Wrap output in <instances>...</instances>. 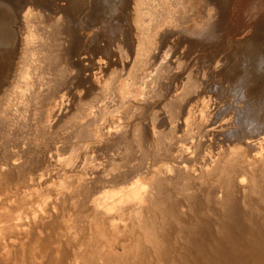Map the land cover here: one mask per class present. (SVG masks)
<instances>
[{"label": "bare ground", "instance_id": "6f19581e", "mask_svg": "<svg viewBox=\"0 0 264 264\" xmlns=\"http://www.w3.org/2000/svg\"><path fill=\"white\" fill-rule=\"evenodd\" d=\"M32 1L36 5L43 4L42 0ZM86 1L77 0L78 3ZM179 1L174 10L172 0H129L122 19H101L100 25L92 30L76 25L77 20L66 2L48 19L46 27L50 28V34L39 35L36 45H33L35 32L28 25L30 9L23 7L25 11L20 15L23 31L19 36L15 35L12 12L0 9V47L12 43L13 37L17 36L20 52L19 68L13 79L0 86V122L15 118L11 112L15 102L21 103L24 110L30 104L42 101V62L51 64L56 59L62 64L49 80V91L58 82L75 86L87 83L84 95L77 93L71 101L65 102L67 96L63 99L61 94L47 103L49 109L43 112L45 119L35 114L33 133L27 142L31 149L19 146L11 152L10 145L1 147L5 152L0 171H6V174L0 178V183L4 180L6 185L7 175L13 172L33 174L38 166L51 167L52 157L58 159V155L51 152L45 142L54 143L64 131L65 139L76 137L83 142L85 153L106 152L113 147L121 160L114 171L109 168L113 172L100 168L83 170L82 167L78 171L64 170V173H52L48 169L50 174H44L46 179L42 178L44 175L27 176L31 189L39 185L52 188L50 186L56 182L61 187L51 203H41L43 206L36 208L37 211L34 207L33 211L30 209V224L20 223L21 212L14 216L10 214V207L2 209L0 234L19 233L23 237L17 244L1 241L0 264H144L142 256L150 252L157 256L154 264H175L164 257L169 251L165 247L164 234L176 239L181 235L184 237L187 224L194 218L195 224L201 215L219 219L216 217L219 211L228 218L236 203L242 205L245 212L250 211L248 227L239 229L247 253L239 256L236 244L229 242V246H224L217 240L212 248L219 251L222 245L231 252L227 257L219 255L210 261L214 264H264V225L262 230H256L254 224H250L264 211V75L249 72L232 78L226 74V66L216 62L213 68L203 71L201 62L183 77L186 66L184 68L183 64L173 60L169 46L164 48L172 36H182L201 48L225 36L227 27L240 31L237 38L236 31L232 35L237 40L250 36L253 25L264 30V16L258 14L264 7V0H258L253 7L248 0H234L231 10L226 12L220 0H210L204 15L192 16L190 25L183 27L177 26L181 18L175 12L178 13L185 3L192 4V0ZM51 40L61 41L51 44L48 42ZM79 40H84L89 50L88 56L84 54L86 58L75 57V45ZM53 47L57 48L55 53H52ZM251 47L260 52L264 50L256 43ZM43 49L45 52L38 56ZM248 49V46L244 48V54ZM2 55L6 57L8 53L0 48V72L6 66ZM83 61H87L86 64ZM171 64L180 65L174 75V84L168 78L159 81L160 74L157 73L169 71ZM86 70L88 74H84ZM31 72L33 81L29 79ZM198 88L214 93V107L209 109L207 102H202L199 113L193 114L188 105ZM114 93L118 101L115 98L113 102L117 101L126 110L127 117L126 114L119 115L124 116L121 118L124 124L128 119L130 127L123 125L125 130L124 127L120 130L121 123L114 125L111 116L112 119H108L112 121L108 122L111 121L112 128L106 131L108 125L103 118L108 115L105 113L108 106L115 108L109 103L112 94L115 97ZM157 97L159 101L155 99ZM160 100L161 108L156 107ZM57 107L64 110L60 116L55 115L61 119L54 124L50 119ZM115 109L114 113L120 112L118 106ZM182 109H186L185 121L174 126V115ZM118 117L115 120L118 121ZM157 119L161 121L159 125ZM6 137L8 132L0 133V139ZM184 137L190 139V146L183 143ZM38 139L41 147L35 142ZM31 153L38 158L28 163L26 157ZM19 159L24 160L19 163ZM18 187L22 189L15 185L0 192L1 206H4L3 195L9 190L6 199L14 202L15 208L21 204ZM197 215L200 216L198 219ZM58 220L69 223L57 226L56 230L53 224ZM192 233L193 236L195 229ZM253 247L260 253L255 255L251 251Z\"/></svg>", "mask_w": 264, "mask_h": 264}, {"label": "rangeland", "instance_id": "374dc122", "mask_svg": "<svg viewBox=\"0 0 264 264\" xmlns=\"http://www.w3.org/2000/svg\"><path fill=\"white\" fill-rule=\"evenodd\" d=\"M128 1L129 0H87L86 2L78 3L77 0H42L41 1V3H43L42 5H39V4L36 5V3L33 2L32 0H0V9H4V10H7L9 12H12L13 17H14L13 28L16 32L15 35H17V36H19L18 34L22 33L21 31H23L22 21L20 19L21 18L20 15L25 11V9H30L32 14H29L30 17L28 16L29 17L28 18V20H29L28 25L35 32L33 45H36L39 35L42 36V34H45V35L50 34V28L46 27L48 19L52 16H55V13H57V10H58L57 7L62 5V4H65L66 2H67L68 6H69V8L73 14L74 20H77V21H75L76 25L77 26L79 25L78 27H81V29L83 26L84 29L90 30L93 27L97 28L100 25L99 20H101V19H102L101 21H110V20L118 21V20L122 19L121 16L124 17V15H125L126 11H124V10H126V3ZM209 1L210 0H192V2H191L192 4L185 3L183 5V6H185L184 8L182 6V8L180 7V9H178L179 11L177 10L178 13L175 12V14H177L181 18L180 22H179V24H177V26H182V27L183 26H189L190 22H191L190 18L192 16L198 17L201 14L204 15V12L206 9V4ZM177 2L179 3L180 1L179 0H172L171 6L174 10L176 9L175 6L178 4ZM220 2L223 3V6H224L223 11L224 12L230 11L231 6L234 4V0H220ZM257 2H258V0H248V3H250L252 7L257 5ZM89 3H91V4L89 5ZM20 7H21V9H20ZM23 7L25 9H23ZM34 9H37V10H34ZM263 10H264V7H262L261 12H259L258 14L262 13L260 15L264 16ZM120 11H122V12H120ZM35 12H37V15H33V14H35ZM38 13H39V15H38ZM31 15H33V16H31ZM102 16L104 19L101 18ZM116 18H118V19H116ZM114 23H116V22H114ZM253 26L254 27L252 29V33L250 34V36L246 35L239 40L232 38V37H234L232 35L237 34L236 35V38H237L240 31L234 30L233 28H232L233 30L232 29L230 30L231 27H227L224 31L225 33H223L224 35L225 34L226 35L220 36L223 38L219 37L214 43H210V45H205V47H201V48L195 47L189 42V40H187L186 38H183L182 36H172V37H170V39L168 40V42L165 45L166 47H164V48L166 49V48H168L167 46H169V48L171 49V55L173 56V60H175L176 63H180V65L183 64L184 68L186 66V69L184 70L185 74L183 75V77H185L189 73L193 72L195 70V66L201 64V62H203V64H204V68H203L204 70L203 71L208 70L209 67L213 68V66L216 62L224 65V67L226 66L227 67L226 68V71H227L226 74H228V76L232 77V78L240 77V76L245 75L246 73H249V72L254 73V74H255V72H260L261 74L264 75V50H261V52H260V51H258V49H255V47H253V48L251 47L253 44L256 43L259 46L262 45L263 49H264V30L261 26H258V25H253ZM234 32H235V34H234ZM17 36L13 37L14 40L12 43L8 44L7 46L0 47L2 51H6L8 53V55L6 57L4 55L1 56L3 61H4L3 64L4 65L6 64V66H5L4 70L2 72H0V86L3 84H9L10 81L13 79V76L15 75L16 71L19 68L18 65H19V61H20V52H19V48H18L19 46H18V37ZM170 40H171V42H170ZM58 41L59 40H57V41L51 40L48 42L53 44V43L58 42ZM101 44H102V42H101ZM86 46L87 45H86V43H84V40L77 41V43L75 45V55H76L75 57L76 58H80V57L86 58V56H88L89 50L87 49ZM246 46H248L249 49H248L247 53L245 51V54H244L243 50ZM56 49H57L56 47H53L51 49L52 53L54 51L56 52ZM44 52H45L44 49L40 50V52L38 53V56H41L40 54L44 53ZM81 52H82V55L84 57L81 55ZM84 54H86V56ZM35 57H37V56H35ZM52 62H51V64L48 62H46V63L42 62L43 69H42V73H41L42 78H41V85H40V89H41V92L43 94L42 98L40 99L42 101H40V103H38V104L37 103L36 104H30L24 110L22 108V104L17 101L11 106V112H12V114H14L15 118L8 120V121L0 122V133L3 131L5 133L8 132V137L0 139V148L3 146L10 145L9 149L11 152L13 150L15 151V149L17 150V147H19V146L24 147L26 150H28V148L31 149V147H29L27 145V142L33 133L32 132L33 131V127H32L33 125L32 124L34 123L35 114L37 113V116L45 119V114L43 112H47L46 110L49 109V106H48L49 104L47 105V103L52 102L53 101L52 99H57V97H59L61 94H62L61 96L63 97V99L67 96V98L64 99L65 102L71 101L72 96H74L77 93L79 95H81V94L84 95L83 93H85V88H86L87 83L75 86V85H71V84L66 83V82L65 83L64 82H58V84H56L52 90H50V91L48 90V84L51 82V81L49 82V80L52 79L53 74L57 70V68H59L62 65L56 59H54ZM86 62L87 61H83L82 63L86 64ZM55 65H56V67H55ZM180 65L177 66V65L171 64L169 71H159L157 73V75L160 74V75H158L159 81H165L166 78H168V80H170L174 84V80H175L174 75H176L178 73V71L180 69ZM52 67H53V69H52ZM184 68H182L181 70H183ZM90 71H93V70H90ZM84 74H88V70H86V72H84ZM162 75L163 76L165 75L164 78L162 77ZM49 76H51V77H49ZM29 79L31 81L34 80V75L32 74V72L29 75ZM46 80H47V84H46ZM79 87H81L82 89ZM77 89H78V91H77ZM47 91L49 93H47V95H46ZM74 91H75V93H74ZM69 92H70V94H69ZM213 94L211 93V90L209 91V90L204 89V88H198L195 96L192 98V100L190 101V103L188 105V110H190V112L193 114H198L199 110L201 108L200 105L202 102H204V103L207 102L208 106H210L209 109H212L214 107L213 106V100H214ZM112 97H114L113 94H112ZM112 97H110V102H109V100H107V102H109L110 104H114L113 106L115 108H117V106H118V108L120 109V112L116 113L117 110L115 108L111 107L112 105L107 103L108 105H110V106L107 105L108 107L105 110V113L108 115L107 116L105 115V117H107V118H105V117L103 118V120H105L104 122L107 123L106 125H108L107 126L108 129H106L107 127L105 128L106 131L107 130L109 131V129L111 130V128H112L110 125L111 121H112L111 120L112 117L114 120L116 119V117H118L117 115H119V114H121V115L126 114L125 118L127 117V113H125L126 110L118 105L119 103L117 102L118 98L116 97V94H115L114 99ZM115 98L117 99V101L113 102L114 100H116ZM111 99H112V101H111ZM155 99H157L159 101L160 98L158 99V97H157ZM111 102H113V103H111ZM160 104H161V100H160V103L158 104V106H156V107H159V108H161V106L163 107V104L161 106H159ZM45 105H46V109H44ZM121 109H122V111H121ZM60 110L58 109V107H57V109H54V112L52 113L54 116L52 114H50V116L52 115L53 117L51 116V118H53V119L55 118V120L53 121V119H50L51 120L50 122L54 123L56 120L61 119L60 117H57V116L58 115L60 116L64 109H60ZM114 110H116L115 113H114ZM185 111H186V109H182V110H180V112L176 113L177 115L175 114L176 116L174 115V117H175L174 119H176V121L172 117V119L175 121V123H173L174 126H175V124L178 125L181 122L185 121V118H186ZM56 112H58V113H56ZM41 115H43V116L41 117ZM55 115H57V116L55 117ZM121 115H119L118 118H120V119L122 117L124 118V116H121ZM109 117H111V119H108ZM44 119H40V120L43 121ZM120 119H118V121ZM109 120H111V121L108 122ZM114 120H113V122H114V125H116V126H118L119 123H121V125L118 126V128H120V130L124 127L123 125H126V128L130 127V124H128L127 123L128 121H126L128 119L125 120V122H126L125 124L122 121V119L119 122L117 120H115V121ZM158 120H160V119H157L156 124H158V123L160 124L161 121L158 122ZM116 122H118V123L116 124ZM122 122H123V124H122ZM134 123L132 122V124H134ZM123 129L125 130V127ZM178 135H180V132L178 133ZM61 136L62 137L58 138L54 143H51L49 141L45 142V146L51 148L50 151L56 152L58 155V159L56 158L57 156L52 157V159H54V160H52L51 167L46 168L45 166H42V165H41L42 167L38 166L36 171L34 172L36 175L34 173H33L34 175L28 174L25 171L24 172H19V171L13 172L12 174L7 175V178H6L7 184L6 185L4 183V180H2L3 182L1 181L2 183H0V192L2 190H4L5 187H9V189H10V187H14L15 185L22 186V189L20 187H18L19 190L21 189L19 191V194L21 193L20 195H22V197L23 196L24 197L23 198L21 196L19 197V199H20L19 201L21 204H19L18 207L16 206V208H15L16 204H12L14 202H11V201L9 202L8 199H6V197L10 193V190L5 191L6 192L5 195H3L4 199H2V203L4 204V206H1V204H0V211H1L0 212V218H2V214L4 212V210H2V209L6 208V207L7 208L10 207L11 208V211H10L11 215L16 216L18 214V212L19 213L21 212V218L19 221H21V219H22V221L20 223L25 224V225L30 224V223H32L30 209L32 210V208L34 207L33 210L37 211L38 209H40L38 207H42L44 205V202H45V204L47 203V205H48L49 203H51L50 200H52V201L54 200V198H55L54 196H56L57 191L61 187L60 185H58L59 183L56 182L58 184L55 183L52 186H50L52 188H47L46 185H43V186L39 185V186H36L34 189L33 188L31 189V186L29 184L30 183L29 178H28L29 175H30V177L31 176L36 177L38 175H44V174L47 176L48 169L52 170L51 171L52 173H61V172L64 173L65 172L64 170H66V171H69V170L70 171L71 170L78 171V170H81L80 168H82V167H83V170H85V169L90 170L91 168H98V169L100 168V169H106L107 172H109V171L113 172L115 166H117V164H119L121 161L120 158L117 157L118 155L115 154L116 153L114 150L115 148H113V147H112L113 149L110 147L109 151L106 150L107 153L104 150H102V151H98L99 153L97 151H95L94 153L89 151V152H86L87 153L86 154L83 151L84 145H83L82 141L77 140L76 137H71V138L65 139L67 136L65 134V131L61 133ZM186 140L189 142H187ZM35 142L36 143L38 142V146L41 147V144H39L40 143L39 139ZM190 142H191L190 139H188L187 137L183 138L184 144L187 143L190 146ZM112 145L116 146L114 144H112ZM188 145H186V146H188ZM14 146H16V148ZM56 148H58L57 151H56ZM2 149L3 148L0 149V161L3 159L2 156L4 155V152H5V151H2ZM102 152H104V153H102ZM108 152H110V153H108ZM108 154L109 155L113 154L114 156L113 155L109 156ZM36 158H38L37 155L33 154V153L29 154L26 157L27 161H29L28 163H30L32 161L35 162ZM88 158H89V160H88ZM19 160H21L19 162V163H21L24 159H19ZM56 161H58V162H56ZM72 162H73V165H72ZM84 162H85V164H84L85 167H84V165H82ZM93 165H94V167H93ZM87 166H89V167L87 168ZM109 168H112L111 170H113V171L109 170ZM39 171H41L43 173H41ZM36 172H38V174ZM4 174H6V171H2L0 173V178H2L4 176ZM48 174H50V173H48ZM45 175L42 177L43 179H46ZM10 178H11V180H10ZM25 185L27 188L25 187ZM55 185H57V186H55ZM32 190L34 191V193ZM262 191L264 193V187H263ZM22 200L24 201V203L21 202ZM7 202L10 203V206H9V204H7ZM13 205H14V207H13ZM36 208H38V209H36ZM24 214L26 217L24 216ZM248 214H250L249 210H247L245 212L242 205H240L239 203H236V204H234L231 215L228 218L223 216V211H219L217 213L216 217L219 216V219L213 218L214 217L213 215L210 217L201 215V219L200 218L198 219L199 215H197V219L199 221H196V224H195L194 220L196 218H194V220L191 219L193 221L191 223L189 222L187 224V226H186L187 231H185L183 233L184 237H183V235H181L180 237H178L179 240H177L178 238L176 239L175 236L167 237L166 233L164 234V238H165L164 240L167 241V245L165 247L167 249H169V251H167L168 253L165 254L164 257H168L171 260V262L173 261L175 264H208L209 262H210L209 264H214V263H211V261H210L211 258H214L216 256L219 257V255L222 257H227L229 255V253L231 252L230 251L231 249L230 248L227 249V247H224V246H229L230 245L229 242H231V244H234V245L236 244L235 249L237 251V254L239 253L238 254L239 256H244L247 253L246 252L247 250L245 249L246 247H244L242 245L244 243V240H243V236L240 235V233H239V229L241 227H244L245 229L248 227V225H249V219L247 217ZM260 214L263 216L264 211L261 212ZM262 216L258 215V217L256 216L253 220L250 221V224H252V225L254 224L253 226L255 227L256 230H258L259 228L262 230V225H264V217H262ZM60 220L63 221L62 218H60ZM57 222L58 223L53 224V227L55 229L57 226H58L57 228H59V226H63V224L69 223V222H63L62 223L59 220ZM197 222H201V223L198 225ZM222 224H224V225H222ZM193 229H195V233L192 236ZM56 230H58V229H56ZM16 234L17 233H15L11 236H8V234L7 235H1L0 234L1 235L0 237H2V238H0V243L3 242V244L4 243L17 244L18 241H20L19 238L22 239L23 235L19 234V233L17 235ZM222 234H224V235H222ZM183 238L184 239L186 238L188 240L186 241V239L184 240ZM3 239L5 242L2 241ZM217 240H218V243L220 241H222V243L224 245V246H222V245L220 246L221 248L219 249V251H216L215 248H212V246L214 247V243ZM168 241H170V242H168ZM237 244H239V245H237ZM28 247H30V246L28 245ZM83 248L84 247L81 246V249H83ZM253 248L254 249L251 251L254 252L255 255L257 253H260V251L258 250L257 247L256 248L253 247ZM203 252H206V254L203 255ZM153 254H154L153 252H150L149 255L145 254L144 256H142V258L145 259V261H143L144 264L146 263V261H148L146 264H150L151 263L150 261H152L153 262L152 264H154L155 258L157 256L154 257L155 254L154 255Z\"/></svg>", "mask_w": 264, "mask_h": 264}]
</instances>
